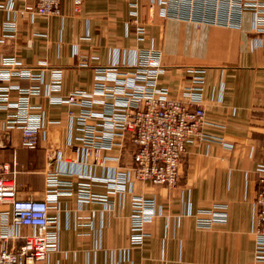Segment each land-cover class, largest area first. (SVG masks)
<instances>
[{"label": "crops", "instance_id": "0c3cea01", "mask_svg": "<svg viewBox=\"0 0 264 264\" xmlns=\"http://www.w3.org/2000/svg\"><path fill=\"white\" fill-rule=\"evenodd\" d=\"M79 1L62 0L58 16H31L19 14L29 0H0L6 8L11 5V11L0 10V58L34 69L39 64L60 69L61 90L49 97L64 99L75 90L89 92L94 69L114 65L126 72L140 50H156L165 68L161 87L174 99L199 87L205 131L228 147L187 143L174 188L132 182L133 194L153 199L156 213L137 244L131 240L137 232L129 222L130 187L121 193L108 186L109 179L130 170L135 146L116 138L112 150L101 152L104 160L94 163L75 150L81 133L69 119L70 106L32 97L30 104L44 117L43 134L36 148L27 149L21 131L8 130L9 146L0 148V163H10L20 199H43L47 173L71 184V194L50 204L58 249L38 264H253L254 202L264 166V31L254 29L252 12L243 11L231 26H217L163 19L152 0ZM6 22L16 27L3 37ZM199 74L202 83H193ZM47 76L43 74L44 81ZM8 84L27 88L37 82L12 77ZM7 96L12 102L16 92ZM2 105L0 101V140L10 114ZM84 190L93 199L81 202ZM217 205L226 211V222L200 225L198 219ZM4 210L8 206L0 205ZM11 231L23 235L32 230Z\"/></svg>", "mask_w": 264, "mask_h": 264}, {"label": "built area", "instance_id": "2783aa9c", "mask_svg": "<svg viewBox=\"0 0 264 264\" xmlns=\"http://www.w3.org/2000/svg\"><path fill=\"white\" fill-rule=\"evenodd\" d=\"M27 1V0H23ZM19 14L31 16H58L62 0H29ZM80 1L77 0L76 5ZM159 7L163 19H180L199 24L231 26L243 11L253 14L254 29L264 31V0H152ZM135 8V5H133ZM11 11L0 4V10ZM74 10L77 12L78 8ZM131 16H137L136 11ZM15 24L6 22L1 30L3 37L15 31ZM138 33L143 27H137ZM10 36V35H9ZM92 88L89 92L75 90L66 98H50V93L61 90L62 72L58 68H46L39 64L35 69L23 66L16 59L4 62L0 58V101L8 109L3 139L0 148L9 146L7 131L18 128L22 134L21 145L34 149L40 134H43V114L39 107L32 106L30 99L46 96L49 104L70 106L69 119L77 127L81 136L76 138L75 150L89 156L94 163L104 160L101 152L110 151L116 138L129 139L135 146L132 165L126 173H118L108 180L109 188L124 193L130 187L132 213L129 222L132 242H142L143 226L155 218L153 199L133 194L132 182L139 181L153 186L174 188L177 185L179 167L185 154V146L192 142H215L224 145L221 137L205 131L206 111L200 103V88H187L183 98L169 97L168 90L161 87L160 77L165 72L160 53L153 49L140 50L134 64L126 72H119L115 66L96 68ZM47 79L44 81L43 74ZM12 77L34 80L37 84L27 88L9 85ZM199 74L193 83L201 84ZM16 92V99L8 100V93ZM35 110H37L35 112ZM42 132V133H41ZM106 159V158H105ZM14 162V161H13ZM10 163H0V205L8 210L0 211V264H38L46 260L50 253L58 249V235L54 219L49 215L50 204L56 198L71 194L69 182H60L52 173H47L46 189L41 200H24L17 196L14 181L15 172ZM257 180L255 209V248L253 264H264V166L260 168ZM87 184L80 185L87 188ZM127 191V190H126ZM81 202L91 200L82 191ZM227 213L222 205L209 210L205 218L198 219L202 226L225 223ZM28 227V234H14L12 228ZM13 241V244L9 243ZM17 241V243H16Z\"/></svg>", "mask_w": 264, "mask_h": 264}]
</instances>
